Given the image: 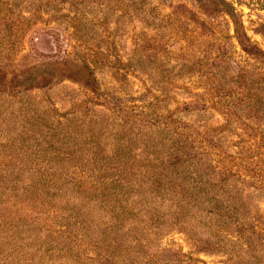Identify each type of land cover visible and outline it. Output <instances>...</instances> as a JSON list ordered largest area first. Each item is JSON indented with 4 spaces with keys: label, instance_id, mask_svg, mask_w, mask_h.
<instances>
[{
    "label": "trees",
    "instance_id": "trees-1",
    "mask_svg": "<svg viewBox=\"0 0 264 264\" xmlns=\"http://www.w3.org/2000/svg\"><path fill=\"white\" fill-rule=\"evenodd\" d=\"M222 1L238 32L234 6ZM92 2L0 0V50L21 41L36 19L52 20L51 29L59 30L63 21L89 16L82 9ZM240 36L256 66L254 75L229 73L223 48L214 64L190 55L164 63L163 90L200 71L206 78L213 75L214 84L188 101L174 99V108H164L174 95L163 91L161 114L152 108L130 112L119 96L96 89L74 99L64 114L23 105V112L34 111L52 125L43 129L47 138L18 143L34 157L24 158L13 141L0 148V264H208L198 257L169 256L163 246L152 252L156 241L175 229L199 249L225 255L220 264H264L262 228L251 205L264 189V177L251 168L252 157L264 153V49L245 31ZM27 89L0 93L18 101ZM236 104L239 109L232 107ZM209 108H218L222 124L232 127L233 154L225 151V134L213 139L217 127L209 123ZM67 190L75 191L71 199L82 201L79 218L47 200Z\"/></svg>",
    "mask_w": 264,
    "mask_h": 264
},
{
    "label": "rangeland",
    "instance_id": "rangeland-1",
    "mask_svg": "<svg viewBox=\"0 0 264 264\" xmlns=\"http://www.w3.org/2000/svg\"><path fill=\"white\" fill-rule=\"evenodd\" d=\"M229 1L237 14L238 32L222 0H95L92 7L82 9L89 11V16L95 15L92 21L89 16L73 22L68 19L60 23L59 30L51 29V24H56L52 20L36 19L21 35V41L9 50H0V56L4 55L0 61V90L28 88L18 101L0 93V148L13 141L24 158H31V149L24 147L21 151L18 143L27 146L37 137L47 138L43 129L51 126L52 121L47 117L39 121L36 114H31L34 111L23 112V105H43L49 115L64 114L74 99L78 101L89 89H96L119 96L122 104L129 105L130 112L152 108L161 114L163 91L175 96L168 99L164 108H174L175 100L188 101L194 93H207L205 85L214 83L213 75L206 78L201 74L205 71L179 78L171 89H161V66L183 62L189 55V59L203 58V62L214 64V55L223 48L230 57L229 73L238 69L254 75L256 66L243 49L245 36L239 38L238 33L245 31L251 42L264 49V0ZM165 47L171 48L168 53ZM209 67L215 69L214 65ZM210 71L216 70H209L208 74ZM18 83H22L20 88ZM225 89L226 86L221 90ZM209 109L213 112L209 123L217 127L213 139L225 134V151L233 154L237 137L231 133L232 127L222 124L224 118L218 108ZM252 161L251 168L259 169L256 174L264 177V153L252 157ZM74 192L67 190V195L61 192L47 200L79 218L82 201L71 199ZM254 201L252 215L262 228L264 247V189L255 193ZM155 245L157 248L150 250L153 253L161 252L163 246L168 248L169 256L198 257L208 264H220L225 257L199 249L177 229L165 233Z\"/></svg>",
    "mask_w": 264,
    "mask_h": 264
}]
</instances>
